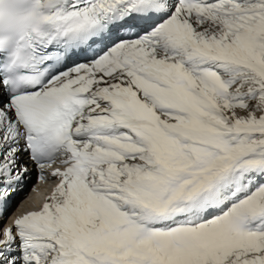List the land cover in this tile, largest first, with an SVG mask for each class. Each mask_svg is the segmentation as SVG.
I'll return each mask as SVG.
<instances>
[{
	"label": "snow or ice",
	"instance_id": "snow-or-ice-1",
	"mask_svg": "<svg viewBox=\"0 0 264 264\" xmlns=\"http://www.w3.org/2000/svg\"><path fill=\"white\" fill-rule=\"evenodd\" d=\"M0 264H264V0H0Z\"/></svg>",
	"mask_w": 264,
	"mask_h": 264
},
{
	"label": "bare ground",
	"instance_id": "bare-ground-1",
	"mask_svg": "<svg viewBox=\"0 0 264 264\" xmlns=\"http://www.w3.org/2000/svg\"><path fill=\"white\" fill-rule=\"evenodd\" d=\"M32 185L35 184V191H32V193L26 197V194L24 193L27 189L28 182L25 185V188L22 192L17 194V196L14 197L13 199V205L16 203V206L19 205L18 210L15 208L11 209V211H15L16 215H19L21 212L30 210L32 208L39 207L43 202L45 196L50 194V190L52 185L51 184H41L36 182L35 175L32 178ZM32 185L30 186L29 189L32 188ZM23 201V203H21Z\"/></svg>",
	"mask_w": 264,
	"mask_h": 264
},
{
	"label": "rangeland",
	"instance_id": "rangeland-1",
	"mask_svg": "<svg viewBox=\"0 0 264 264\" xmlns=\"http://www.w3.org/2000/svg\"><path fill=\"white\" fill-rule=\"evenodd\" d=\"M33 176H34V174H33ZM33 176L31 177L30 180L27 181V182H28V185H27V186H29V185L31 184ZM27 182H26V183H27Z\"/></svg>",
	"mask_w": 264,
	"mask_h": 264
}]
</instances>
